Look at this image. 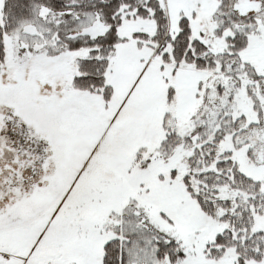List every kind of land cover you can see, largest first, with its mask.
<instances>
[{"label":"snow or ice","instance_id":"1","mask_svg":"<svg viewBox=\"0 0 264 264\" xmlns=\"http://www.w3.org/2000/svg\"><path fill=\"white\" fill-rule=\"evenodd\" d=\"M0 264H264V0H0Z\"/></svg>","mask_w":264,"mask_h":264}]
</instances>
